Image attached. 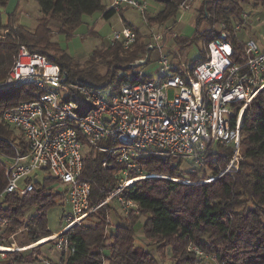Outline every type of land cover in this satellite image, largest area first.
Here are the masks:
<instances>
[{"label": "built area", "instance_id": "built-area-1", "mask_svg": "<svg viewBox=\"0 0 264 264\" xmlns=\"http://www.w3.org/2000/svg\"><path fill=\"white\" fill-rule=\"evenodd\" d=\"M191 1L184 0L181 11L191 8ZM123 6L140 12L150 36L148 50L131 63L134 71L126 74L118 90L112 85L93 87L71 82L59 63L22 43L17 46L7 77L0 82V87L10 90L30 86L34 93L31 99L5 108L0 115L4 123L19 131L25 145L22 148L20 143L10 141L15 153L3 155L8 158L7 183L0 198L11 193L27 195L42 183L34 176L47 171L44 178L57 179V188L53 189L58 195L56 202H66L69 207L66 224L49 240L54 241L61 259L34 254L43 264H68L62 258L74 254L76 246L66 232L113 197L126 215L138 212L137 203L121 193L140 179L161 177L206 184L238 170L243 160L245 117L264 89V37L240 35L249 25V13L243 11L242 22H215L212 28L216 35L204 39L202 58L189 63L175 61L172 53L181 47L176 42L180 34L171 24H161L162 29L155 30L147 15L151 9L147 0H110L107 8L119 10ZM110 40L111 44L120 41L129 48L136 42L137 33L124 23L113 29ZM168 47L172 51L167 52ZM154 61H158L155 69H142ZM148 73L151 76L144 79ZM89 147L108 152L125 166L118 174L119 187L94 205L90 204L91 182L83 178ZM222 150L228 152L224 166L219 159ZM144 157L175 158L181 171L199 177L192 180L141 172L131 177L138 159ZM103 163L107 165L106 160ZM184 164L188 168L183 169ZM205 171L209 177L204 176ZM6 225L8 220L0 214V226ZM35 243L10 251L22 253L33 249ZM193 248L201 259L215 258ZM7 253L0 250V264H9Z\"/></svg>", "mask_w": 264, "mask_h": 264}, {"label": "trees", "instance_id": "trees-1", "mask_svg": "<svg viewBox=\"0 0 264 264\" xmlns=\"http://www.w3.org/2000/svg\"><path fill=\"white\" fill-rule=\"evenodd\" d=\"M9 0H0V82L8 75L19 43L26 44L30 51L45 55L59 63L68 72L69 81H77L93 87L112 85L118 90L131 63L148 50L149 37L141 28L123 19L127 26L137 33L136 42L125 48L120 41L111 44L102 40L84 60L71 55L53 41L52 21H58L60 32L68 37L83 24L84 15L102 12L106 19L119 10L107 8L103 0H37L42 15L32 30L23 25L15 26L13 14L4 23L2 8ZM161 9L156 14L148 12L151 24H171L178 21L180 5L184 0H156ZM262 3L264 0H253ZM251 0H204L199 7L198 29L193 39L180 35L176 42L181 48L197 40H209L216 35L212 28L215 22H242L244 4ZM255 4V5H256ZM215 16V17H214ZM202 21L207 27L200 30ZM88 33L99 36L91 27ZM202 56L193 61L198 62ZM150 77V76H148ZM32 87L22 86L16 90L0 87V115L8 107L34 96ZM244 151L240 168L206 184L194 185L165 178L148 177L140 179L131 188L124 189L122 196L133 199L138 212L123 214L115 224L109 220L110 214H118L116 196L103 204L92 215L93 224L73 226L66 232L75 244L74 254L62 258L68 264H200L203 260L194 246L215 256L217 264H264V89L258 94L245 117ZM20 137V136H19ZM18 137L10 125L0 119V192L7 183L4 154L12 155L15 149L11 142ZM20 146L25 148L20 137ZM219 159L224 166L228 161L227 150H222ZM107 165H104V161ZM137 168L131 177L140 174H164L178 178L198 179V174L181 171L175 158L144 157L137 161ZM125 166L116 161L108 152L89 147L84 157L83 178L91 182L90 204L94 205L113 193L120 184L119 172ZM214 173H217L215 171ZM207 171L204 176L209 177ZM57 179L48 176L25 196L11 193L0 198V214L8 220V225L0 226V243H10L9 237L25 226L30 243L48 237L52 232L48 227L47 209L56 203L57 194L51 192V184ZM116 201V202H115ZM35 213L26 216L28 209ZM121 209V208H120ZM145 217L142 226L146 246L138 241L136 224ZM113 227V228H112ZM112 228V229H111ZM143 238V240H144ZM14 253L9 264H24L31 259Z\"/></svg>", "mask_w": 264, "mask_h": 264}, {"label": "rangeland", "instance_id": "rangeland-1", "mask_svg": "<svg viewBox=\"0 0 264 264\" xmlns=\"http://www.w3.org/2000/svg\"><path fill=\"white\" fill-rule=\"evenodd\" d=\"M204 0H193L191 1V8L180 11L178 14V21L175 24V30L180 34L181 37L186 39H193L196 35V31L198 29L197 21L199 16V7L202 5ZM105 5L110 3V0H103ZM150 4V10L152 14L158 13L161 9L160 4L156 0H147ZM253 0L249 4H244V11L249 13V25L243 32L240 33L242 37L254 36L257 38L264 37V6L262 3L256 4ZM2 16L4 23L9 21L10 14H13L15 19V26L23 25L27 28L34 29L38 23V18L41 17L42 11L41 6L37 0H9L8 4L2 8ZM133 23L136 27H140L142 34L146 35V40H148L149 29L147 26L145 27L143 24L142 16L140 12L133 7L124 6L123 12L118 11L113 17L106 19L102 16L101 11H97L92 15H84L83 16V24L73 33V36L68 37L66 33L60 32L61 24L58 21H52L51 26L53 27V41L57 42L62 48L66 49L71 55L84 60L87 56H89L94 47L97 45H101L102 40L111 41L112 32L114 28H121L125 23L123 16ZM126 24V23H125ZM94 28L99 34V36L92 35L88 33V28ZM161 25L154 24V28L156 31H160L162 28ZM207 27V22L202 21L200 25V30H204ZM218 27V25H217ZM174 30V31H175ZM204 48V40H197L190 43L187 47L181 48L178 47L173 50L172 55L175 57V61H185V62H193L194 60L200 58L203 55ZM172 51L170 47L166 50ZM158 61H154L152 64L144 65L142 69L146 71L148 68L155 69L157 67ZM134 70H129V72H133ZM126 73V74H127ZM154 78H158V73L153 71ZM148 78L144 76V79ZM12 128V127H11ZM14 130V135L17 138L15 142L20 143V135L19 131L12 128ZM20 136V137H19ZM23 140V138H22ZM4 161H7L8 158L2 156ZM180 165V164H179ZM183 169L188 168L186 164L182 165ZM48 174L47 171L38 172L36 176H34V180H39L43 182L45 180L44 175ZM157 174H155L156 176ZM51 192H54L53 189L57 188V182L55 184L50 185ZM116 202V201H115ZM117 206L119 204L117 202ZM118 214H110L109 220L112 222V225L116 223V221L124 216L125 214L119 207ZM35 213V209L31 208L26 211V216L29 217ZM69 213V207L66 202L64 203H55L47 209V221L48 227L52 232L60 231L63 226L66 224V215ZM145 217H141L136 224V230L138 235V240H142L144 243L143 246H146L148 241L143 237L142 226L145 221ZM96 220L95 216H89L87 219L83 221V224H93ZM113 228V227H112ZM111 228V229H112ZM51 236V235H50ZM49 240L51 238L44 237ZM144 238V240L142 239ZM42 239V238H41ZM8 241L10 243L4 244L5 246H24L30 244L29 232L25 226L19 228L15 233H13ZM37 242V241H36ZM35 243V242H34ZM1 244V243H0ZM35 247L31 250L24 251L23 253L31 255V259L34 257V254H39L42 257H48L54 261H59L61 259V255L56 251L54 247V241H48L43 244L35 243ZM5 252V251H4ZM8 258L12 257L14 252L6 251ZM204 260V259H202ZM207 260V259H206ZM167 264H172L169 259L164 260ZM35 264H43L41 261H34Z\"/></svg>", "mask_w": 264, "mask_h": 264}, {"label": "crops", "instance_id": "crops-1", "mask_svg": "<svg viewBox=\"0 0 264 264\" xmlns=\"http://www.w3.org/2000/svg\"><path fill=\"white\" fill-rule=\"evenodd\" d=\"M52 23V22H51ZM52 27V26H51ZM53 28V27H52ZM54 30V29H53ZM55 31V30H54ZM150 73V72H149ZM147 74V77L151 74ZM153 75V74H152ZM151 76V75H150ZM143 239V238H142ZM141 245H144V243L142 242V240L140 239L138 241ZM35 261V260H34ZM33 260H29V261H26L24 264H35ZM200 264H217L215 258L211 257V258H208L207 260H203Z\"/></svg>", "mask_w": 264, "mask_h": 264}, {"label": "bare ground", "instance_id": "bare-ground-1", "mask_svg": "<svg viewBox=\"0 0 264 264\" xmlns=\"http://www.w3.org/2000/svg\"><path fill=\"white\" fill-rule=\"evenodd\" d=\"M153 176H155V174H153ZM135 180V179H134ZM53 238V235H51V236H49V238ZM50 240V239H49ZM49 240H47V239H45V238H42V239H40V241H39V244H41V243H44V242H47V241H49ZM18 247H20V246H18ZM15 249H17V247H13V246H5L4 244H0V250H3V251H10V250H15Z\"/></svg>", "mask_w": 264, "mask_h": 264}, {"label": "water", "instance_id": "water-1", "mask_svg": "<svg viewBox=\"0 0 264 264\" xmlns=\"http://www.w3.org/2000/svg\"><path fill=\"white\" fill-rule=\"evenodd\" d=\"M51 239H52V238H51ZM51 239H50V240H51ZM44 243H45V242H44ZM41 244H42V243H41Z\"/></svg>", "mask_w": 264, "mask_h": 264}]
</instances>
